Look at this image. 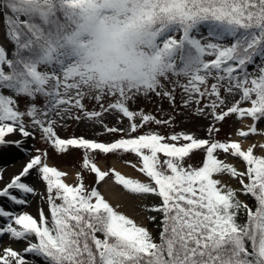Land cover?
Returning <instances> with one entry per match:
<instances>
[{
    "label": "snow or ice",
    "instance_id": "snow-or-ice-1",
    "mask_svg": "<svg viewBox=\"0 0 264 264\" xmlns=\"http://www.w3.org/2000/svg\"><path fill=\"white\" fill-rule=\"evenodd\" d=\"M0 19V145L26 152L0 169V264H264V0H0Z\"/></svg>",
    "mask_w": 264,
    "mask_h": 264
},
{
    "label": "rangeland",
    "instance_id": "rangeland-1",
    "mask_svg": "<svg viewBox=\"0 0 264 264\" xmlns=\"http://www.w3.org/2000/svg\"><path fill=\"white\" fill-rule=\"evenodd\" d=\"M2 29H3V22H2V19H0V30ZM157 104H159V100H157L155 103L147 104L146 107L151 110H154ZM164 106L167 107V101L164 102ZM66 131L68 133H71L73 131H76V132L86 131V129H84L83 127H76V125L73 123L66 129ZM34 144L36 146H39V141L34 137H29L24 141V148H32ZM25 155H26V152L23 151L21 148H17L16 146H13V145H0V169H7L8 171H15L18 168L20 162L25 158ZM101 162H103V166H104L105 161L104 160L98 161L99 164ZM52 163L56 164L57 166H60L61 169L63 170L67 165H70L72 163V159L71 157L55 156L52 160ZM111 164H112V161L111 159H109L108 166H111ZM127 166H129L132 170L130 174H135L132 167L130 165H127ZM90 178L91 177H89V179ZM36 186L38 189L40 188L39 184H37ZM27 199L30 201V204L27 206L28 210L35 213L38 205L40 204L38 196L28 194ZM0 202H3V198H0ZM5 206L8 207L9 205L5 204ZM137 219H140V217H137ZM2 239L7 241L8 237L3 236Z\"/></svg>",
    "mask_w": 264,
    "mask_h": 264
},
{
    "label": "bare ground",
    "instance_id": "bare-ground-1",
    "mask_svg": "<svg viewBox=\"0 0 264 264\" xmlns=\"http://www.w3.org/2000/svg\"><path fill=\"white\" fill-rule=\"evenodd\" d=\"M103 166V162L100 163ZM118 169L122 170L126 174H130L132 172L131 168L123 163L116 161L115 162ZM109 187L105 189V194L115 203L121 202L122 200V193L120 192V188L116 186L114 181L108 182Z\"/></svg>",
    "mask_w": 264,
    "mask_h": 264
}]
</instances>
